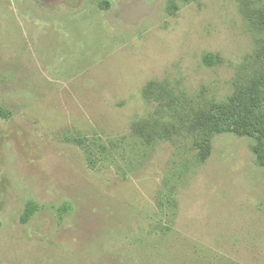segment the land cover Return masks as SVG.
<instances>
[{
  "label": "rangeland",
  "instance_id": "374dc122",
  "mask_svg": "<svg viewBox=\"0 0 264 264\" xmlns=\"http://www.w3.org/2000/svg\"><path fill=\"white\" fill-rule=\"evenodd\" d=\"M0 107V264H264V0H0Z\"/></svg>",
  "mask_w": 264,
  "mask_h": 264
},
{
  "label": "trees",
  "instance_id": "16d2710c",
  "mask_svg": "<svg viewBox=\"0 0 264 264\" xmlns=\"http://www.w3.org/2000/svg\"><path fill=\"white\" fill-rule=\"evenodd\" d=\"M214 58L211 56H207L205 62L208 65H212L214 63ZM9 113H7L3 108L0 107V116L3 118L8 117ZM40 206L35 202H30L26 205L25 211L22 214L21 222L26 224L32 218V216L39 210Z\"/></svg>",
  "mask_w": 264,
  "mask_h": 264
}]
</instances>
